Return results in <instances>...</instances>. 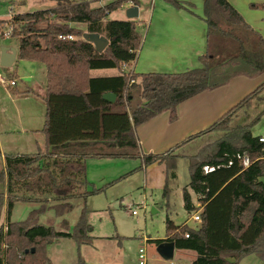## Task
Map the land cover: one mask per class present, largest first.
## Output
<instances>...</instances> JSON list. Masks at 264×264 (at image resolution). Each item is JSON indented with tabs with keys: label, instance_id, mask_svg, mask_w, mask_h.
Listing matches in <instances>:
<instances>
[{
	"label": "trees",
	"instance_id": "16d2710c",
	"mask_svg": "<svg viewBox=\"0 0 264 264\" xmlns=\"http://www.w3.org/2000/svg\"><path fill=\"white\" fill-rule=\"evenodd\" d=\"M127 1L138 4V0H110L91 6V0H55L54 7L14 13L9 19L10 37L17 40V57L45 64L42 131L47 148L3 155L0 213L5 206V224L0 225V262L4 264H51L46 244L61 237L71 238L78 245L91 243V225L84 207L70 231L63 226L65 221L60 229L36 223L44 210L52 208L62 214L72 207L74 198H85L86 157H139L133 125L166 109L173 112L180 101L223 84L237 73L264 70L261 35L227 0H205L207 34L206 50L199 56L201 67L175 73L119 71L111 76H90V69L119 68L136 57L141 39L137 21L106 19L109 12ZM172 3L181 6L178 0ZM74 22L107 38L105 48L97 52L82 38L84 30L70 25ZM67 34L72 39L66 38ZM263 88L264 81L204 130H223L222 138L188 156L183 207L188 213L195 209L190 189L201 208L200 224H174L166 217V237L152 240L155 244L173 241L176 248L194 250L190 264H236L250 252L264 259V145L251 133L254 119L229 126L231 114L247 106ZM106 91L115 93L113 102L102 98ZM236 152L248 157V165L233 157ZM167 155L150 153L139 158L143 166L167 162L168 174L174 177V160L168 161ZM229 160L232 162L227 165ZM205 164L218 167L204 173ZM17 201L37 206L23 220L11 221L9 215Z\"/></svg>",
	"mask_w": 264,
	"mask_h": 264
},
{
	"label": "crops",
	"instance_id": "0c3cea01",
	"mask_svg": "<svg viewBox=\"0 0 264 264\" xmlns=\"http://www.w3.org/2000/svg\"><path fill=\"white\" fill-rule=\"evenodd\" d=\"M178 1L181 6L177 7L172 3V0H149L147 13H142V16H139L141 9L139 0L137 16L134 20L140 26L141 39L135 59L130 64L112 68L114 72L111 74L96 76L116 75L119 71H132L136 74L175 73L201 67L199 56L206 50L207 34L204 16L205 0ZM227 1L243 20L261 35L264 41V6H251V4H264V0ZM127 5H131V3L127 1ZM12 14L14 13H10L8 18H0L1 24L8 21ZM70 25L85 31L83 23L74 22ZM7 46L14 47L16 50L15 59L8 68L11 69L19 60L22 65L20 68L22 69L21 77L24 80H22L21 87H16L15 90L0 89V175L4 169L3 155L5 153H32L37 150L44 151L47 148L45 135L42 131L45 113V64L33 58L18 59L17 43L16 45L9 43ZM91 70L93 69H90L88 74L93 76L90 74ZM263 81L264 70L256 74L237 73L223 84L203 89L180 101L174 107L173 112L166 109L137 125H133L132 133L137 143L136 152L139 157L142 154L168 153L166 157L168 161H175L180 157L188 158L196 153L200 148V143L202 145L203 141L212 133L204 130ZM12 85L16 86L15 81ZM10 105H13V113H11ZM262 115H264V88L260 90L257 97L250 100L247 106L243 105L235 110L231 120H237L239 125H243L252 122L253 119L255 122ZM263 126L258 132L251 133L257 135ZM201 131L204 132L199 133ZM34 145L35 150L32 151ZM2 188L3 182H0V191ZM194 195L197 200L195 193ZM15 203L11 209L9 220H23L30 210L26 211V215L22 219H11ZM26 203L34 204L32 208L37 206V203L34 202ZM194 206L195 209L200 207L198 200ZM37 217L36 223H38ZM4 224L5 206L2 207L0 213V225ZM39 224L48 225L40 222ZM165 237L166 232L159 239ZM93 238L94 236H92L91 242ZM144 240L147 241L149 238H144ZM175 248L174 246V250ZM177 250L182 257L187 259L186 264H190L196 255L192 249L177 248Z\"/></svg>",
	"mask_w": 264,
	"mask_h": 264
},
{
	"label": "rangeland",
	"instance_id": "374dc122",
	"mask_svg": "<svg viewBox=\"0 0 264 264\" xmlns=\"http://www.w3.org/2000/svg\"><path fill=\"white\" fill-rule=\"evenodd\" d=\"M108 1L110 0H91L90 3L92 6H99ZM55 3V0H0V18H8L10 13L46 9L54 6ZM148 3L149 0H140L139 16L147 13ZM127 6V2L122 3L109 12L106 19H128ZM2 28L3 24L0 22V51L3 45L17 43L16 39L2 35ZM139 28V24L136 25L137 31ZM21 67L19 60L11 69L0 65V76L7 82L14 80L16 83V86L0 83L1 90L4 88L15 90L16 87H21L24 80L21 77ZM113 72L112 68L93 69L90 74L96 76ZM10 107L13 113V105ZM263 116L257 118L252 124V133L258 132L264 125ZM231 119L229 126L239 125L237 120ZM209 132L212 133L202 145L200 143L196 153L206 145L212 147L214 142L222 138L224 134V131L219 129H212ZM34 150L35 145L32 148V151ZM173 163L175 176L170 177L167 162H155L143 166L139 157H86L87 195L85 198H74L71 201L72 207L62 214L55 213L51 208L44 210L37 218L38 223L52 225L55 229H60L62 222L65 221L63 226L70 231L81 208L84 207L86 220L91 225L90 234L94 238L89 244L79 245L68 237L51 240L46 244V253L51 264H133L140 246H144L146 264H186L187 259L182 257L177 248L174 250L172 259L161 258L156 251L155 242L152 241L162 238L165 234L166 217L179 225L184 221L189 227L199 225L190 218L192 212L188 213L184 209L182 201V188L189 180V158L180 157ZM188 192L191 200L196 204L194 193L189 189ZM15 205L11 219H22L26 211L30 210L34 204L16 202ZM133 209L135 213L131 214ZM144 238L149 240L146 241ZM236 264H264V259L250 252L241 256Z\"/></svg>",
	"mask_w": 264,
	"mask_h": 264
},
{
	"label": "water",
	"instance_id": "95a60500",
	"mask_svg": "<svg viewBox=\"0 0 264 264\" xmlns=\"http://www.w3.org/2000/svg\"><path fill=\"white\" fill-rule=\"evenodd\" d=\"M126 15L128 19H133L137 16V5L131 4L126 8ZM82 38L86 41H89L93 44L97 52L102 51L108 43L107 38L103 35H100L96 32H87L83 31ZM16 56V50L14 47L7 45L1 46L0 51V65L4 67H9L12 65ZM115 93L106 91L102 94V98L113 102L115 100ZM174 250V242L163 240L156 245V251L159 256L165 260L172 259Z\"/></svg>",
	"mask_w": 264,
	"mask_h": 264
},
{
	"label": "built area",
	"instance_id": "2783aa9c",
	"mask_svg": "<svg viewBox=\"0 0 264 264\" xmlns=\"http://www.w3.org/2000/svg\"><path fill=\"white\" fill-rule=\"evenodd\" d=\"M12 30V24L8 21H5L3 23V28H2V35H10V32ZM60 37H64V36H60ZM66 38L72 39V35L71 34H67L65 36ZM124 65V64H123ZM125 73H128V71H125ZM134 81L133 78L129 79V83H132ZM0 83L4 84V85H12L14 84V80H10L9 82H7L3 77L0 76ZM257 137V141L260 142L261 144L264 145V126L262 128V130L256 135ZM233 157H235L236 159L241 161V164L243 166L248 165L249 163V159L246 155L241 154L239 152H236ZM232 160H229L227 162V165L231 164ZM215 167H218V165H208L205 164L202 166V171L204 173L212 171ZM135 210H131V214H134ZM190 218L196 222L199 223L201 222V217H200V207L198 209H194V211L191 213ZM184 236L187 237L188 236V232L184 233ZM0 264H4V262H0ZM133 264H146V255H145V249L144 246H140L137 250V254H136V259L133 262Z\"/></svg>",
	"mask_w": 264,
	"mask_h": 264
}]
</instances>
